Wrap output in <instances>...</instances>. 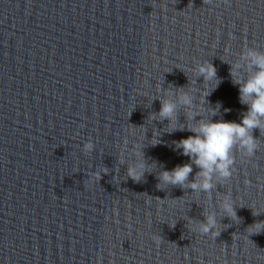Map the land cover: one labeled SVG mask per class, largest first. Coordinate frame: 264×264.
Here are the masks:
<instances>
[{
  "label": "clouds",
  "instance_id": "obj_1",
  "mask_svg": "<svg viewBox=\"0 0 264 264\" xmlns=\"http://www.w3.org/2000/svg\"><path fill=\"white\" fill-rule=\"evenodd\" d=\"M214 0H203L204 5L213 4ZM225 4L229 0H223ZM191 6V5H189ZM188 6V7H189ZM226 62V61H224ZM230 76L234 85H239V100L243 105H247V111L242 113L241 122L225 121L223 119L213 121L212 117L219 114L221 105L213 108L208 105L206 98L219 86L221 79L217 75L216 67L209 61L195 63L190 70L195 79L191 80L186 87H171L163 90L160 100L159 112H154L153 119L161 122L167 120L165 131L169 134L176 131H189L193 135L187 138L174 141L175 148L182 150L181 154L189 157V162L178 164L171 170H161L156 174L159 190H166L167 187H179L182 190H191L195 195L196 203L201 194L207 199L209 206L204 207L201 215L203 220L189 218L191 231L208 236L216 240L220 236L222 224L220 220L228 217L232 221L240 223L237 215V205L231 191L219 192L217 186L224 187L230 182L236 170V154L251 159L260 150L262 142L253 135L254 130H259L260 136L264 135V51L257 47L245 45L237 58L229 63ZM170 72V71H169ZM184 72V71H183ZM185 73V72H184ZM186 75V74H185ZM187 76V75H186ZM203 78V84L197 88V79ZM215 81V86L211 87V82ZM195 85V86H193ZM198 93V99L197 94ZM202 97V99H201ZM225 112L231 109H225ZM183 114L185 120L180 122V115ZM199 117V119H197ZM160 134L153 132L149 141L152 146L161 143ZM85 155L93 153L95 144L89 140L83 145ZM133 162L127 165V178L139 184L145 180V173H152L151 165L145 159L142 150L132 149ZM195 166L198 171L192 176ZM109 169L104 167L103 173L107 174ZM101 179L100 173H92ZM190 176L192 178L190 179ZM250 184V181H246ZM161 185L165 187H161ZM261 187V185H259ZM215 194V207L213 199ZM243 207V205L239 206ZM253 210V208H251ZM264 211L253 210L254 216L260 215ZM175 221L169 227H175ZM230 227V225H228ZM249 236L259 234L264 231V221H258L250 225ZM160 238H162L160 236ZM157 244L159 239L153 237ZM163 239V238H162Z\"/></svg>",
  "mask_w": 264,
  "mask_h": 264
}]
</instances>
